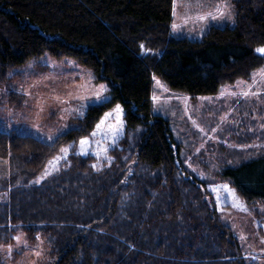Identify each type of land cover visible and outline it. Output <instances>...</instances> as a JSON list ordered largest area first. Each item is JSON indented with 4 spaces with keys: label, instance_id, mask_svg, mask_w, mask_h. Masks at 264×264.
<instances>
[{
    "label": "trees",
    "instance_id": "obj_1",
    "mask_svg": "<svg viewBox=\"0 0 264 264\" xmlns=\"http://www.w3.org/2000/svg\"><path fill=\"white\" fill-rule=\"evenodd\" d=\"M234 3L233 24L188 39L173 36L174 0H0V73L49 52L90 67L111 94L53 142L0 130V243L19 231L40 237L50 264H248L213 187L228 182L247 202L264 201V145L222 147L203 177L170 119L153 111L155 75L173 90L215 95L264 66L255 51L264 47V0ZM116 103L125 134L107 157L77 152ZM69 145L63 167L43 179Z\"/></svg>",
    "mask_w": 264,
    "mask_h": 264
},
{
    "label": "rangeland",
    "instance_id": "obj_2",
    "mask_svg": "<svg viewBox=\"0 0 264 264\" xmlns=\"http://www.w3.org/2000/svg\"><path fill=\"white\" fill-rule=\"evenodd\" d=\"M223 2L175 0L173 36L203 39L211 27L233 24L236 13L234 0H229L231 9H225L231 19L227 16L199 19L210 12L216 14L215 9L222 7ZM154 77L153 96L157 99H153V111L170 119L175 137L185 141L189 152L192 150L188 155V165L201 176L212 177L220 163L224 150L222 147L228 151L237 149L238 152L252 148L256 152L264 145V141H259V138L264 137V66L250 80L225 85L215 95L191 96L173 90L163 78ZM157 80L163 87L157 85ZM101 85L105 88H101ZM245 91L250 94L242 95ZM97 93L100 99H97ZM110 101L109 83L98 81L90 67L72 57L57 58L46 52L6 73H0V130L15 131L53 142L61 135L79 128L90 106ZM117 104L123 108L122 104L116 103L107 112L113 111ZM77 109L82 115L77 113ZM124 114L125 111L123 120ZM114 123L115 116L106 122L107 125ZM93 131H96V127ZM93 131L85 137L90 141L85 145L86 153L103 154L106 158V152L114 145L113 138L105 134L107 127L98 131L96 136H92ZM124 134L125 120L119 135L115 137L116 142ZM80 141L75 150L82 153ZM65 148L67 152L61 150L48 163L41 176L43 179L63 167L73 145ZM223 185L235 191V200ZM213 192L223 217L232 225L241 241L248 264H264V201L247 202L228 182L215 183ZM2 196L5 194L0 192V201ZM49 254L42 238L37 237L36 241L30 242L22 231L17 232L10 243H0V264H50Z\"/></svg>",
    "mask_w": 264,
    "mask_h": 264
},
{
    "label": "snow or ice",
    "instance_id": "obj_3",
    "mask_svg": "<svg viewBox=\"0 0 264 264\" xmlns=\"http://www.w3.org/2000/svg\"><path fill=\"white\" fill-rule=\"evenodd\" d=\"M231 7H232V5H231V3L229 2V0H224V2H223V6H222V7H217V8L215 9V13H216V14H213V13L210 12V13H207L206 15H201V16L199 17V19H201V20L208 19L209 16H210L212 19H217L218 16L221 17V18L227 16V18L231 19L230 15H228V13L225 12V9H229V10H230ZM173 14H174V15L176 14V13H175V0H174V12H173ZM174 27H175V25H174ZM141 47L143 48V45H141ZM255 51H256L257 53H262V54H264V47L257 48V49H255ZM154 79H155V77H154ZM156 83H157V85H159L160 87H163V85L161 84V82H160L159 80H157ZM101 88H105V86L101 85ZM249 94H250L249 91L242 92V95H244V96H248ZM96 96H97V99H100V98H101L99 93H97ZM105 99H107V98L105 97ZM153 99L156 100L157 97L153 96ZM76 111H77V113H78L79 115H82V113L80 112L79 109H77ZM123 113H124V109H123L119 104H117L116 107H115V109H113V111L105 113V115H104V117L101 119L100 123H98V124L96 125V131H93L92 136H96L98 131H102L105 127H107V133H105V134H107V135H111L112 138H113V139H112V142H113V144H115V143H116L115 137H116L117 135H119V133H120L122 127H123V124H124V120L122 119V117H123ZM113 116H115V121H116V123H114V124H110V125H107L106 122H107L110 118H112ZM201 131H202V129H201ZM49 139H51V137H49ZM89 143H90V141L88 140V138H84V139H82V140L80 141V144H81L80 152L86 154L87 149L85 148V145H88ZM62 151H63V152H67L68 149H67V148L62 149ZM104 151L106 152L107 149L105 148ZM97 154H98V153H97ZM223 187H224L225 190H227V191L230 193V195H231V196L233 197V199L235 200V191H234L233 189L229 188L228 185H223ZM214 190H215V191H218V189H214ZM16 239L19 240L20 237H16ZM8 247H9V250H11V245H9ZM36 255L39 256L40 253L37 252Z\"/></svg>",
    "mask_w": 264,
    "mask_h": 264
}]
</instances>
